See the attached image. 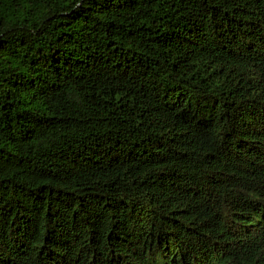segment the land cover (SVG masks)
Segmentation results:
<instances>
[{
  "label": "trees",
  "instance_id": "obj_1",
  "mask_svg": "<svg viewBox=\"0 0 264 264\" xmlns=\"http://www.w3.org/2000/svg\"><path fill=\"white\" fill-rule=\"evenodd\" d=\"M0 264H264V0H0Z\"/></svg>",
  "mask_w": 264,
  "mask_h": 264
}]
</instances>
